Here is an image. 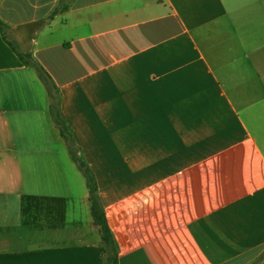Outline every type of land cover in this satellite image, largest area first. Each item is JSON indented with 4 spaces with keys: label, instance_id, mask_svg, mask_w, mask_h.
Returning a JSON list of instances; mask_svg holds the SVG:
<instances>
[{
    "label": "crops",
    "instance_id": "1",
    "mask_svg": "<svg viewBox=\"0 0 264 264\" xmlns=\"http://www.w3.org/2000/svg\"><path fill=\"white\" fill-rule=\"evenodd\" d=\"M60 91L119 264H264V0H0ZM52 98L0 29V264H105Z\"/></svg>",
    "mask_w": 264,
    "mask_h": 264
},
{
    "label": "trees",
    "instance_id": "2",
    "mask_svg": "<svg viewBox=\"0 0 264 264\" xmlns=\"http://www.w3.org/2000/svg\"><path fill=\"white\" fill-rule=\"evenodd\" d=\"M0 29L3 33L5 40L10 44V46L17 52L21 60L29 66L36 69L39 77L46 84L49 94L52 98L51 103V113L53 119L59 126L62 135L65 137L69 148L72 152L74 160L78 163L79 167L83 171L90 192L91 210L94 219V223L99 227L102 237V249L104 254L105 264H119V252L118 245L113 235V232L108 224L106 213L102 202L98 194V184L96 177L89 165L78 155V150L75 147L72 133L66 121L61 116L59 105H60V91L59 87L55 83L54 79L46 68L37 61L31 53L22 52L13 37L10 26L0 18Z\"/></svg>",
    "mask_w": 264,
    "mask_h": 264
}]
</instances>
